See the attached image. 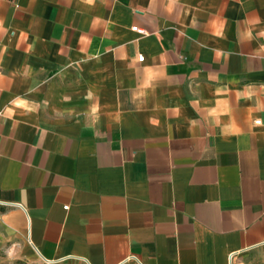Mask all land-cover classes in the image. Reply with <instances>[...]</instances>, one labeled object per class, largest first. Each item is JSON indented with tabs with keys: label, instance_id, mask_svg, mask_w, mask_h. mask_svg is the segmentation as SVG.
I'll use <instances>...</instances> for the list:
<instances>
[{
	"label": "crops",
	"instance_id": "0c3cea01",
	"mask_svg": "<svg viewBox=\"0 0 264 264\" xmlns=\"http://www.w3.org/2000/svg\"><path fill=\"white\" fill-rule=\"evenodd\" d=\"M1 248L264 264V0H0Z\"/></svg>",
	"mask_w": 264,
	"mask_h": 264
},
{
	"label": "rangeland",
	"instance_id": "374dc122",
	"mask_svg": "<svg viewBox=\"0 0 264 264\" xmlns=\"http://www.w3.org/2000/svg\"><path fill=\"white\" fill-rule=\"evenodd\" d=\"M25 261L28 264H42L40 262H30L25 258H16L12 253L6 251L4 248L0 249V264L14 263L16 260Z\"/></svg>",
	"mask_w": 264,
	"mask_h": 264
},
{
	"label": "built area",
	"instance_id": "2783aa9c",
	"mask_svg": "<svg viewBox=\"0 0 264 264\" xmlns=\"http://www.w3.org/2000/svg\"><path fill=\"white\" fill-rule=\"evenodd\" d=\"M132 28L135 29V30H138L140 32H145L144 29H140L137 27V25H132ZM143 57V55H138V60H141ZM259 119H255V122H258ZM67 205H64V207H66Z\"/></svg>",
	"mask_w": 264,
	"mask_h": 264
},
{
	"label": "trees",
	"instance_id": "16d2710c",
	"mask_svg": "<svg viewBox=\"0 0 264 264\" xmlns=\"http://www.w3.org/2000/svg\"><path fill=\"white\" fill-rule=\"evenodd\" d=\"M8 264H28V263L25 262V261H21V260L19 259V260H16L14 263H8Z\"/></svg>",
	"mask_w": 264,
	"mask_h": 264
}]
</instances>
